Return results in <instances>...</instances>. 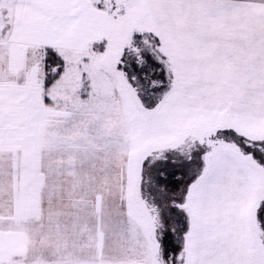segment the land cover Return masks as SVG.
<instances>
[{
	"label": "snow or ice",
	"instance_id": "snow-or-ice-1",
	"mask_svg": "<svg viewBox=\"0 0 264 264\" xmlns=\"http://www.w3.org/2000/svg\"><path fill=\"white\" fill-rule=\"evenodd\" d=\"M0 264H264V0H0Z\"/></svg>",
	"mask_w": 264,
	"mask_h": 264
}]
</instances>
